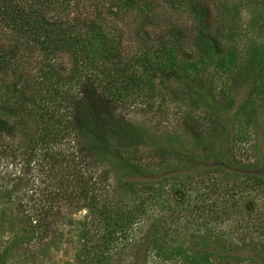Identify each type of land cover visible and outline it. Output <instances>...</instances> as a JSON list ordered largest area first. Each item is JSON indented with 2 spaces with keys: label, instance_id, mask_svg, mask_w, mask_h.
<instances>
[{
  "label": "trees",
  "instance_id": "16d2710c",
  "mask_svg": "<svg viewBox=\"0 0 264 264\" xmlns=\"http://www.w3.org/2000/svg\"><path fill=\"white\" fill-rule=\"evenodd\" d=\"M225 1L0 0V139H17L0 154L17 152L21 163L16 176L0 179V197L34 224L37 240L85 208L89 229L103 226L84 257L101 258L113 228L131 217L120 193L181 157L219 159L221 147L198 122L215 106L207 66L191 89L181 84L189 76L178 60L225 54ZM160 4L185 12L189 23L155 25L147 12ZM141 13L137 25L128 15ZM35 50L65 57L67 70L31 68ZM169 95L179 114L171 129L162 112ZM24 117L38 123L33 133ZM12 180L23 191L12 194Z\"/></svg>",
  "mask_w": 264,
  "mask_h": 264
},
{
  "label": "rangeland",
  "instance_id": "374dc122",
  "mask_svg": "<svg viewBox=\"0 0 264 264\" xmlns=\"http://www.w3.org/2000/svg\"><path fill=\"white\" fill-rule=\"evenodd\" d=\"M147 13L157 26L189 23L185 12L165 4ZM128 15L136 24L145 13ZM219 16L225 54L178 60L189 76L181 84L191 89L207 66L215 106L200 113L198 122L204 136L221 147L219 159L181 157L155 176L138 179L132 193H120L131 217L121 229L112 227L98 259L85 258L84 252L103 225L89 229L85 208L59 220L55 234L39 241L34 224L0 197V264H264V0H227L220 3ZM29 66L67 70L69 65L65 57L35 50ZM164 100L162 112L169 129L175 128L176 98ZM22 123L32 133L38 126L33 117ZM16 142L0 139V146L14 148ZM16 158L17 152L0 154V179L21 171ZM7 189L23 191L13 180ZM146 236L154 243L146 246Z\"/></svg>",
  "mask_w": 264,
  "mask_h": 264
}]
</instances>
